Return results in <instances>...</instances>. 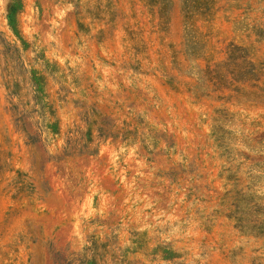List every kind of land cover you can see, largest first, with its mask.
I'll use <instances>...</instances> for the list:
<instances>
[{"label":"rangeland","instance_id":"374dc122","mask_svg":"<svg viewBox=\"0 0 264 264\" xmlns=\"http://www.w3.org/2000/svg\"><path fill=\"white\" fill-rule=\"evenodd\" d=\"M0 0V264H264V0Z\"/></svg>","mask_w":264,"mask_h":264},{"label":"trees","instance_id":"16d2710c","mask_svg":"<svg viewBox=\"0 0 264 264\" xmlns=\"http://www.w3.org/2000/svg\"><path fill=\"white\" fill-rule=\"evenodd\" d=\"M196 3H203L202 0H195Z\"/></svg>","mask_w":264,"mask_h":264}]
</instances>
